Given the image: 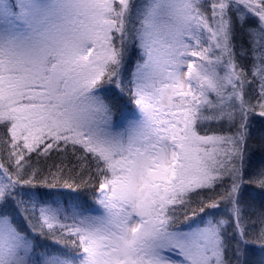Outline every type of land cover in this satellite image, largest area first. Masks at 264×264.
I'll list each match as a JSON object with an SVG mask.
<instances>
[{"label":"snow or ice","instance_id":"6c2138e0","mask_svg":"<svg viewBox=\"0 0 264 264\" xmlns=\"http://www.w3.org/2000/svg\"><path fill=\"white\" fill-rule=\"evenodd\" d=\"M257 119L264 0H0V264H264ZM85 175L101 215L23 191Z\"/></svg>","mask_w":264,"mask_h":264},{"label":"trees","instance_id":"16d2710c","mask_svg":"<svg viewBox=\"0 0 264 264\" xmlns=\"http://www.w3.org/2000/svg\"><path fill=\"white\" fill-rule=\"evenodd\" d=\"M136 57L133 56L132 60L130 61L128 65V71L123 73V79L125 82V85L127 86L128 80L130 78V72L135 64ZM105 94L107 96H115L118 98V107L114 109V117L121 121V123H125V120L127 117L131 116L129 119L138 117L135 114L138 113V110L136 109L133 111V108L135 107L130 93L127 91V87H125V91L123 93H120L118 90L114 88L112 85H106L105 86ZM136 108V107H135ZM117 120L115 123H117ZM262 122V121H261ZM264 128V126H262ZM249 145L251 146V150L255 152L254 160L259 161L260 154L257 151L259 147V131L254 130L253 132V139L249 141ZM55 159V156L53 157ZM0 163H4V165L8 166V161L6 158V152L4 145L0 143ZM67 178V177H66ZM88 177L87 175L83 177L75 176L74 182L72 179H69L68 182L72 184L71 187H65L64 181L61 180L59 185L55 188H44V187H38L37 189H29L25 187L23 191L29 192V191H39L40 193L44 194L45 199H59L65 202V206H67V202L71 200H80L84 203V207L91 208L93 205V212L92 214L97 215L98 210L96 211V191L94 186L91 183H87ZM100 209V208H99ZM38 211V210H37ZM204 214H198L197 217H194L193 220L198 221L200 216H203ZM206 217V216H205ZM17 220L19 221V224L22 229L26 230V222L23 220L22 217H17ZM193 223V221H187L185 222L183 219V216H180V226L182 229L187 228L186 224ZM36 241L38 245L40 246L38 250H44L45 248L50 249L51 251H65L61 245L56 244L54 242V238L52 236H37Z\"/></svg>","mask_w":264,"mask_h":264},{"label":"rangeland","instance_id":"374dc122","mask_svg":"<svg viewBox=\"0 0 264 264\" xmlns=\"http://www.w3.org/2000/svg\"><path fill=\"white\" fill-rule=\"evenodd\" d=\"M136 110V108L134 107L133 108V111H135ZM136 116H138V117H135V118H132V119H138L139 118V112L138 113H136L135 114ZM131 116H129V117H127L126 118V120L127 119H129ZM117 119L114 117V122L116 121ZM126 120H125V123H126ZM125 123H121V121H119V120H117V123H116V125L118 126V127H120V126H123ZM262 126H264V122H261L259 119H257V121H255V130L257 129V131H261V129H262ZM100 206L98 205V204H96V211L98 210V214L97 215H101V214H103V209L102 208H100ZM89 210H90V212H91V214H92V212L94 211L93 210V205L91 206V208H89ZM92 215H94V214H92ZM207 217H205V219H206ZM192 226L193 227H195L196 225L195 224H192ZM201 226H203V225H201ZM182 230H184V231H188L189 229H188V227L187 228H185V229H182Z\"/></svg>","mask_w":264,"mask_h":264}]
</instances>
